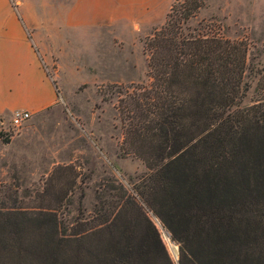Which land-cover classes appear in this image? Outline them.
Returning <instances> with one entry per match:
<instances>
[{
  "label": "trees",
  "instance_id": "1",
  "mask_svg": "<svg viewBox=\"0 0 264 264\" xmlns=\"http://www.w3.org/2000/svg\"><path fill=\"white\" fill-rule=\"evenodd\" d=\"M204 6L175 0L144 41L149 83L117 92L120 151L147 173L68 221L1 209L0 264H264V99L241 106L247 47L192 27Z\"/></svg>",
  "mask_w": 264,
  "mask_h": 264
},
{
  "label": "rangeland",
  "instance_id": "2",
  "mask_svg": "<svg viewBox=\"0 0 264 264\" xmlns=\"http://www.w3.org/2000/svg\"><path fill=\"white\" fill-rule=\"evenodd\" d=\"M174 1L8 0L16 16L21 10L39 29L23 35L55 101L29 112L19 128L11 126L12 112L0 114V210L60 207V219L68 221L79 205L85 214L92 210L107 179L129 190L147 173L138 158L120 151L117 92L149 83L144 41ZM211 24L247 47L241 106L264 99V0H205L190 25ZM153 221L176 262L177 246Z\"/></svg>",
  "mask_w": 264,
  "mask_h": 264
},
{
  "label": "crops",
  "instance_id": "3",
  "mask_svg": "<svg viewBox=\"0 0 264 264\" xmlns=\"http://www.w3.org/2000/svg\"><path fill=\"white\" fill-rule=\"evenodd\" d=\"M15 14L8 0H0V114L17 110L33 114L52 104L55 95L23 35L26 30L39 29L21 10L17 11L20 20Z\"/></svg>",
  "mask_w": 264,
  "mask_h": 264
},
{
  "label": "built area",
  "instance_id": "4",
  "mask_svg": "<svg viewBox=\"0 0 264 264\" xmlns=\"http://www.w3.org/2000/svg\"><path fill=\"white\" fill-rule=\"evenodd\" d=\"M31 114L26 111L12 112L10 123L13 128H19L24 122L30 119Z\"/></svg>",
  "mask_w": 264,
  "mask_h": 264
},
{
  "label": "water",
  "instance_id": "5",
  "mask_svg": "<svg viewBox=\"0 0 264 264\" xmlns=\"http://www.w3.org/2000/svg\"><path fill=\"white\" fill-rule=\"evenodd\" d=\"M176 253L178 254V248H177V251H176Z\"/></svg>",
  "mask_w": 264,
  "mask_h": 264
},
{
  "label": "bare ground",
  "instance_id": "6",
  "mask_svg": "<svg viewBox=\"0 0 264 264\" xmlns=\"http://www.w3.org/2000/svg\"><path fill=\"white\" fill-rule=\"evenodd\" d=\"M169 240V239H168ZM169 242H170V240H169Z\"/></svg>",
  "mask_w": 264,
  "mask_h": 264
}]
</instances>
